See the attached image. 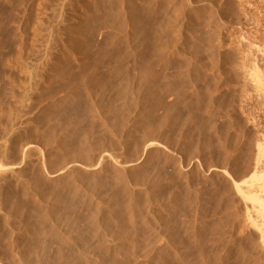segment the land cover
<instances>
[{
	"label": "rangeland",
	"instance_id": "rangeland-1",
	"mask_svg": "<svg viewBox=\"0 0 264 264\" xmlns=\"http://www.w3.org/2000/svg\"><path fill=\"white\" fill-rule=\"evenodd\" d=\"M262 46L264 0H0V264H264Z\"/></svg>",
	"mask_w": 264,
	"mask_h": 264
},
{
	"label": "bare ground",
	"instance_id": "bare-ground-1",
	"mask_svg": "<svg viewBox=\"0 0 264 264\" xmlns=\"http://www.w3.org/2000/svg\"><path fill=\"white\" fill-rule=\"evenodd\" d=\"M242 35V34H241ZM244 35V34H243ZM245 36V35H244ZM241 37V36H238ZM246 37V36H245ZM252 37V36H250ZM236 38V37H235ZM246 39V38H245ZM250 39V38H249ZM243 40V38H242ZM254 40V39H253ZM257 40V39H256ZM252 41V39L250 40ZM239 42V41H238ZM237 42V43H238ZM257 42V41H256ZM254 43V42H253ZM247 44V42H246ZM262 44V43H261ZM252 45V44H251ZM255 45V44H254ZM250 46V45H249ZM259 46V45H258ZM255 47V46H254ZM260 47V46H259ZM257 48V44L255 49ZM264 47L262 46V49ZM252 49V48H251ZM260 49V48H259ZM257 49V51L259 50ZM255 51V50H254ZM263 50H259L258 52H261ZM256 52V51H255ZM245 53V52H244ZM253 53V52H252ZM263 53V52H262ZM243 54V53H242ZM258 54V53H257ZM262 55V54H261ZM245 56V54H244ZM252 57V56H251ZM255 57V56H254ZM258 57V56H257ZM262 57V56H261ZM256 59V58H253ZM260 59V58H259ZM242 61V59H240ZM249 60V59H248ZM251 60V59H250ZM256 62V60H254ZM261 61V60H260ZM243 62V61H242ZM249 62V61H248ZM253 63V61L249 64L246 65L245 67V74L242 72V74H244L246 76V81L247 83L251 86V88L254 90L251 91L254 93L261 94L263 95L264 98V70H261V68L259 69L256 63ZM241 63V62H240ZM244 64V62L242 63ZM247 64V63H245ZM241 65V64H240ZM239 65V67H240ZM264 67V66H262ZM264 69V68H263ZM240 71V70H239ZM241 72V71H240ZM239 72V73H240ZM240 74V75H242ZM243 75V76H244ZM244 76V77H245ZM244 80V79H243ZM243 83V82H242ZM241 85V84H240ZM246 85V83L244 84V86ZM243 86V87H244ZM243 92L241 93H245L244 90H241ZM247 91V90H246ZM248 93V92H247ZM250 93V92H249ZM248 93V94H249ZM251 94V93H250ZM247 95V94H245ZM254 95V94H253ZM239 96V95H238ZM260 97V95H259ZM240 98V97H239ZM261 98V97H260ZM262 100V99H261ZM264 101V100H262ZM264 103V102H263ZM156 126H153V128L150 129V131H153V129H155ZM258 130V129H257ZM256 130V131H257ZM263 130V128H262ZM264 131V130H263ZM259 134L256 135V141L253 144L254 145V160H253V167L251 170V175H250V179L243 181L244 185H240L239 182H235L232 185H234L235 187V192L244 200V206L246 209V213L244 216V222L246 223V226L251 227L252 229H254L257 234H258V238H257V244L256 246L259 248V251L261 252V254L264 256V132H258ZM257 134V133H256ZM255 137V136H254ZM254 140V139H253ZM252 140V141H253ZM157 142L153 141V140H147L144 144V148H147L149 146H152L153 144H155ZM253 143V142H252ZM250 142V144H252ZM253 147H251L252 150ZM253 149V150H254ZM253 152V151H252ZM107 153L103 152L100 155V158H105L107 157ZM252 156V155H251ZM108 159V158H106ZM252 159V158H251ZM110 161V160H109ZM251 164V163H249ZM252 165V164H251ZM13 167H11V173L13 171L16 170L17 166L12 165ZM249 167V166H248ZM218 168V167H217ZM251 169V167L249 168ZM221 174H225L222 170L217 169ZM216 170V171H217ZM248 171V170H247ZM226 172V171H225ZM249 172V171H248ZM218 173V172H217ZM230 182V181H228ZM234 182V181H233ZM232 183V182H231ZM231 189V188H230ZM229 190V189H228ZM230 192V191H229ZM234 195V194H233ZM236 196V194L234 195ZM238 201V200H237ZM242 202V203H243ZM241 205V204H240ZM242 206V205H241ZM256 234V235H257ZM77 248V247H75ZM73 251V250H72ZM75 252V251H74ZM78 252V250H77ZM74 254V253H73ZM76 255V254H75ZM261 255V256H262ZM72 256V255H71ZM79 257V256H78ZM74 258V257H73ZM264 258V257H263Z\"/></svg>",
	"mask_w": 264,
	"mask_h": 264
}]
</instances>
